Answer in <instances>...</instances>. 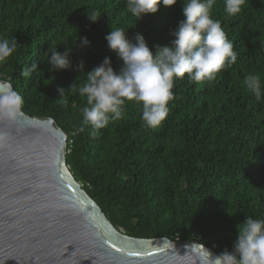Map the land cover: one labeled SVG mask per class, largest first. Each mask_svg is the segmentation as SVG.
I'll use <instances>...</instances> for the list:
<instances>
[{"label": "trees", "instance_id": "trees-1", "mask_svg": "<svg viewBox=\"0 0 264 264\" xmlns=\"http://www.w3.org/2000/svg\"><path fill=\"white\" fill-rule=\"evenodd\" d=\"M91 10H99L98 23L88 20ZM212 16L233 43L237 63L210 83L177 80L169 116L156 129L144 126L135 102L98 133L82 125L85 98L66 93L67 105L57 102L58 86L67 89L82 74L51 71L49 49L72 47L73 65L83 60L85 72L110 57L119 72L122 62L105 39L112 26L133 41L143 34L155 53L174 39L184 19L182 0L139 22L125 0H0V37L18 41L0 64V80L22 96L25 116L53 119L68 135L70 172L119 231L196 242L219 254L232 250L246 216L264 220V99L244 85L254 73L264 84V0H246L235 17L216 0ZM79 36L91 47H75ZM33 63L39 68L24 78L21 71Z\"/></svg>", "mask_w": 264, "mask_h": 264}, {"label": "clouds", "instance_id": "clouds-1", "mask_svg": "<svg viewBox=\"0 0 264 264\" xmlns=\"http://www.w3.org/2000/svg\"><path fill=\"white\" fill-rule=\"evenodd\" d=\"M126 8L137 21L148 15L157 14L161 6L172 8L178 0H125ZM184 19L171 33L174 39L170 46H155V53L149 47L143 34L137 32L134 41L129 39L123 28L112 26L105 36L108 48L122 62L119 72L112 67L110 57L85 72V62L72 63V47L60 52L50 48L48 65L53 72L75 69L86 79L73 83L67 89L57 88L58 103L67 105L66 93L78 94L86 99L81 109L82 125L90 126L93 133L119 120L129 102L142 105L141 120L146 128L156 129L169 116V104L174 100V85L177 80L187 78L189 83L213 82L219 73L237 63V53L229 40L220 20L214 19L212 9L216 0H182ZM246 0H223L227 16L239 15ZM91 23L101 20L99 10L86 12ZM18 41L0 37V64L6 63L16 52ZM75 47H91L87 37L79 36ZM39 65L33 63L21 71L24 78L36 72ZM244 85L257 101L264 99V84L258 74H250ZM0 116L12 120L20 112L24 101L12 89L9 81L0 82ZM84 131V127L80 128ZM189 254L191 245L185 246ZM179 255V254H178ZM197 264H264V220L246 216L237 225V237L232 250L225 249L213 254L206 247L197 258Z\"/></svg>", "mask_w": 264, "mask_h": 264}, {"label": "water", "instance_id": "water-1", "mask_svg": "<svg viewBox=\"0 0 264 264\" xmlns=\"http://www.w3.org/2000/svg\"><path fill=\"white\" fill-rule=\"evenodd\" d=\"M67 146L53 119L0 116V264H197L199 243L119 231L70 172Z\"/></svg>", "mask_w": 264, "mask_h": 264}]
</instances>
